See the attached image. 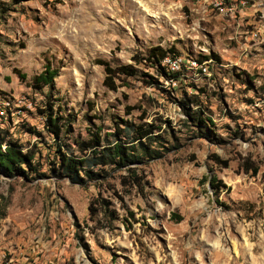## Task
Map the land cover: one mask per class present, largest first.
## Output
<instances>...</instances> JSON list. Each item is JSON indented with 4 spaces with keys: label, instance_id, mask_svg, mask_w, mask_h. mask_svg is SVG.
<instances>
[{
    "label": "rangeland",
    "instance_id": "374dc122",
    "mask_svg": "<svg viewBox=\"0 0 264 264\" xmlns=\"http://www.w3.org/2000/svg\"><path fill=\"white\" fill-rule=\"evenodd\" d=\"M232 1L226 14L205 0H0L3 144L32 149L43 174L0 168V264H264V0ZM157 45L178 54L164 62L179 79L147 63L104 85L100 60ZM47 64L59 75L34 89ZM49 104L70 154L95 134L128 145L126 123L156 137L76 183L52 170Z\"/></svg>",
    "mask_w": 264,
    "mask_h": 264
},
{
    "label": "trees",
    "instance_id": "16d2710c",
    "mask_svg": "<svg viewBox=\"0 0 264 264\" xmlns=\"http://www.w3.org/2000/svg\"><path fill=\"white\" fill-rule=\"evenodd\" d=\"M178 56L172 49H166L160 45L150 47L145 55L141 56L135 54L132 56V63L123 64L118 66H112L108 61L100 60V64L105 68L104 85L108 88L115 90L119 86L123 85V82L117 83V79L121 81L123 78L135 76L139 72V65H148L160 72L165 78L177 80L180 78V71L173 70L169 64L164 61L174 59ZM211 58L218 60L219 57L213 54L211 57L203 56L202 59H198V64L210 60ZM185 64V62H184ZM202 71V70H201ZM59 75V69L47 64L45 68L38 73L33 80L34 89H42L50 85L54 79ZM123 75L122 78H120ZM191 103L197 102L189 98ZM42 114L45 117L46 124L49 132L54 135L55 141H57V150L60 152L58 160L53 164V172L57 174H66L71 181L76 183H84L87 178H92L95 173L94 170L99 167L106 166L108 164H120L128 166L135 160H138L139 156L136 153L138 144L142 146L147 145L148 142L153 141L156 135L153 136L152 132L158 128L153 124L143 123L135 125L134 123H126L123 128L118 129L117 136H128L129 139L126 142H120V138L115 141L114 144L104 146L101 144L102 137L99 134H95L93 139L77 141L78 154H70L69 150H65L64 144L60 140L62 128L64 126L63 116L55 111L53 105L49 104L47 108L42 110ZM195 117V116H194ZM3 120H0V124ZM4 127L0 126V168H3L6 173L10 175L26 174L29 171L39 173L35 167L34 158L35 152L32 149L25 150L21 144L15 142H6V132ZM146 143V144H145ZM136 144V145H135ZM218 159V157H217ZM219 160V159H218ZM247 169L258 171L257 167L253 166L252 162H247ZM39 175H43L39 173ZM220 183V181H218ZM212 187L217 186L212 183Z\"/></svg>",
    "mask_w": 264,
    "mask_h": 264
},
{
    "label": "built area",
    "instance_id": "2783aa9c",
    "mask_svg": "<svg viewBox=\"0 0 264 264\" xmlns=\"http://www.w3.org/2000/svg\"><path fill=\"white\" fill-rule=\"evenodd\" d=\"M208 5L214 9L223 13L235 12V4L232 0H205ZM12 108V102L6 100L0 96V120H4L9 116V111Z\"/></svg>",
    "mask_w": 264,
    "mask_h": 264
}]
</instances>
